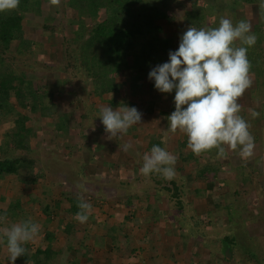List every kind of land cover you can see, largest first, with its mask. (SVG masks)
<instances>
[{"label":"rangeland","instance_id":"1","mask_svg":"<svg viewBox=\"0 0 264 264\" xmlns=\"http://www.w3.org/2000/svg\"><path fill=\"white\" fill-rule=\"evenodd\" d=\"M108 1L28 0L23 4L20 0L11 14L23 17L22 34L8 42L0 40V88L10 103L0 111V158H25L18 173L0 180V214L7 224L31 217L41 225L38 237L26 245L25 256L14 264H119L112 253L127 246L126 234L141 230L137 247L148 241L156 245L154 223L168 225L169 221L180 232L187 230L184 235L189 239H196L201 231L209 249L216 251L220 244V256L229 264L263 262L264 234L256 235L257 228L264 233L261 0H150L153 8L157 6V16L152 18L153 8L145 1L139 3L138 10L152 26L135 18V24L143 23L150 30L137 32L129 39L131 46L120 48L119 57L107 30L123 32L131 20ZM222 17L234 24L248 21L257 36L247 52L251 85L238 99L240 115L249 122L254 137L253 153L247 158L227 145L226 157L216 149L194 154L186 134L168 127L175 92H159L148 78L153 67L168 61L169 52L178 49L189 27H218ZM103 24L106 35L96 31ZM154 38L156 49L147 45L145 63L135 49ZM236 46H241L239 41ZM125 105L142 113L141 124L110 140L100 118L94 117L104 106ZM253 111L260 115L253 118ZM19 116L24 118L22 124L17 122ZM20 129L28 132L27 149L13 145V134ZM124 144L131 148L125 151ZM154 144L177 155L175 179L146 178L141 173V157ZM211 169L213 173L203 175V170ZM195 187L197 197L203 199L196 201L198 211ZM80 196L93 205L85 223L74 219ZM143 225L148 228L141 229ZM119 255L120 262L129 256ZM0 264H12L3 241Z\"/></svg>","mask_w":264,"mask_h":264},{"label":"clouds","instance_id":"2","mask_svg":"<svg viewBox=\"0 0 264 264\" xmlns=\"http://www.w3.org/2000/svg\"><path fill=\"white\" fill-rule=\"evenodd\" d=\"M20 0H0V13L18 8ZM264 6V0H261ZM239 41L241 46H236ZM257 36L248 21L233 23L222 17L214 28L189 27L180 37L178 49L170 51L168 61L153 67L148 78L161 93L173 91L175 110L167 117L169 130L186 134L188 147L196 155L217 150L226 157L225 145L239 149L242 158L252 155L254 137L250 124L240 115L238 99L251 85V64L248 48L254 46ZM259 112H252L253 118ZM99 117L108 139H118L127 134L134 125L141 124L142 113L135 106L102 107L95 115ZM93 119V120H94ZM130 144H124L127 151ZM140 155V154H138ZM141 173L150 178L159 175L165 180L176 178L177 155L154 144L150 152L142 155ZM83 187V186H82ZM78 211L74 219L85 223L93 209L90 201L78 197ZM41 225L31 217L17 223L7 224L0 214V241L6 243L9 261L14 264L25 256L26 245L35 240Z\"/></svg>","mask_w":264,"mask_h":264},{"label":"trees","instance_id":"3","mask_svg":"<svg viewBox=\"0 0 264 264\" xmlns=\"http://www.w3.org/2000/svg\"><path fill=\"white\" fill-rule=\"evenodd\" d=\"M25 4L26 2H28V0H22ZM146 2V5L150 7V9L153 8L152 5H150V0H109L108 2L113 5L114 7H116V9L125 12L126 15H128V17L131 20V23H127L128 27L126 30H124L123 32L121 31H117L115 29H110L106 30V25H99L96 28V31H98V33L102 34V35H106L107 34V38L110 40V42L112 43V45L114 44L113 49H115V51L118 54V57L120 55V48L124 45H129L131 46L132 41L129 39H133L136 36V33H143L144 31L147 32L150 30L151 26H152V22L149 21L147 19V17L144 16V12H142L141 10H138V4L142 3V2ZM164 1V0H162ZM249 2H252L253 0H247ZM156 7H154L151 10L150 16L155 17L157 16L156 13ZM16 11V10H15ZM12 11H8V12H3L0 13V40L3 42H8L12 39H14L15 37H20L23 31V17L19 14H11ZM144 16V17H143ZM148 16V13H147ZM138 18L139 20L143 21L145 25H147L148 30L144 29L142 27L143 23L140 24H135L136 23V19ZM128 22V21H127ZM200 27V26H198ZM144 32V33H145ZM143 33V34H144ZM155 40L151 39L150 41H146L145 43L143 42V44H139L138 45V49H135V53L136 56L138 58H142L144 60V62L146 63L147 59H148V55H147V45L150 46V48H152L153 50L156 49V44H155ZM157 58V57H155ZM142 62V60L140 59V63ZM141 65V64H140ZM8 81L5 79L4 80V85H8ZM115 86H113L114 88ZM19 88V89H18ZM21 90V87L18 86L17 87V93H19V91ZM104 91L107 90H103L102 93ZM4 90L1 91L0 88V111L3 110L5 107L9 106V102H7V99L5 98L4 95ZM24 118H22L21 116H19L17 118V122L22 124ZM25 129H23L21 131H15L14 132V137H13V145L15 147L21 146L25 149L29 148V136H28V132L24 131ZM25 162V158L23 157H17L16 159H11V158H0V180L2 178H4L7 174H11V173H18L21 166H23ZM212 167V166H211ZM211 171V172H210ZM203 175L206 173H213L212 169L211 170H203ZM178 192H175L174 196H177L179 194H177ZM179 197V196H178ZM176 198V197H175ZM180 200V199H179ZM178 199L176 200L178 205H181V200L179 201Z\"/></svg>","mask_w":264,"mask_h":264},{"label":"crops","instance_id":"4","mask_svg":"<svg viewBox=\"0 0 264 264\" xmlns=\"http://www.w3.org/2000/svg\"><path fill=\"white\" fill-rule=\"evenodd\" d=\"M194 190V195L196 196L194 206L197 207L195 210L198 211L196 201L200 202L203 199L202 195H200L201 199L197 197V187ZM202 213L204 215L207 212L204 213L202 211ZM158 224L157 222L154 223L155 231L152 236L154 239H158L156 245H152L148 241L146 246L137 247V243L141 242L137 237L138 235H143L141 230L140 232L133 231L132 234H129L130 236L126 234L127 246H122L124 250L118 248L117 253H112L116 254L117 262L119 264H229V262L223 261L220 256V244H217L216 251L209 249V246L202 241L205 235L201 231L196 232L197 237L193 240L184 235L187 233V230L180 232L181 229L179 226H175L173 221H169L168 225ZM142 228L147 229L148 226L143 225ZM257 229L256 235L264 234L260 232V228ZM119 254H124L126 255L125 257L129 256L122 258L123 261L120 262L119 259L122 255Z\"/></svg>","mask_w":264,"mask_h":264},{"label":"built area","instance_id":"5","mask_svg":"<svg viewBox=\"0 0 264 264\" xmlns=\"http://www.w3.org/2000/svg\"><path fill=\"white\" fill-rule=\"evenodd\" d=\"M259 264H264V261H263V262H261V263H259Z\"/></svg>","mask_w":264,"mask_h":264},{"label":"water","instance_id":"6","mask_svg":"<svg viewBox=\"0 0 264 264\" xmlns=\"http://www.w3.org/2000/svg\"><path fill=\"white\" fill-rule=\"evenodd\" d=\"M230 256V253L228 252V257Z\"/></svg>","mask_w":264,"mask_h":264}]
</instances>
